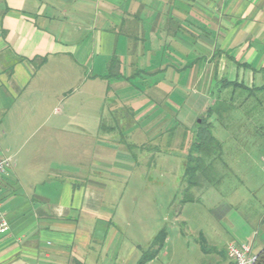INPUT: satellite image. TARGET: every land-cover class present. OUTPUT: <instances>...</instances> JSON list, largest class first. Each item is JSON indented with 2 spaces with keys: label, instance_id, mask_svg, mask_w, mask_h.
Returning <instances> with one entry per match:
<instances>
[{
  "label": "crops",
  "instance_id": "1",
  "mask_svg": "<svg viewBox=\"0 0 264 264\" xmlns=\"http://www.w3.org/2000/svg\"><path fill=\"white\" fill-rule=\"evenodd\" d=\"M184 79L203 93L186 130L217 98L239 118L247 94L214 84L264 86V0H0V264H139L103 182L133 169L114 93Z\"/></svg>",
  "mask_w": 264,
  "mask_h": 264
},
{
  "label": "rangeland",
  "instance_id": "2",
  "mask_svg": "<svg viewBox=\"0 0 264 264\" xmlns=\"http://www.w3.org/2000/svg\"><path fill=\"white\" fill-rule=\"evenodd\" d=\"M134 84H119L114 93L121 106L114 114L116 134L134 160L133 169L103 180L117 191L113 206L122 242L140 256L163 230L162 245L149 264H223L232 259L229 244L248 243L258 253L264 247V93L255 94L259 99L247 93L235 98L236 105L244 102L235 121L232 105H226L222 121L214 109L219 122L213 119L212 133L220 147L196 172L198 184L188 187L186 157L195 129L185 127L195 125L190 119L201 105L202 90L187 79L153 83L156 95ZM217 89L221 95L230 87L218 82ZM125 94L133 97L131 107L121 105Z\"/></svg>",
  "mask_w": 264,
  "mask_h": 264
},
{
  "label": "trees",
  "instance_id": "3",
  "mask_svg": "<svg viewBox=\"0 0 264 264\" xmlns=\"http://www.w3.org/2000/svg\"><path fill=\"white\" fill-rule=\"evenodd\" d=\"M222 82V86L229 88L231 87L232 92H236L239 90V92L247 93V96H255V94H262L264 93V86H261L259 88H247L243 84L238 83L236 81H220ZM257 99L258 96L256 97ZM260 101V100H257ZM216 105L213 107H210L208 110V114H213L212 112L214 109L216 110V115L219 117V119L222 121V114L226 108V104L223 103V101L219 98L215 100ZM212 122L209 121L207 118H200V122L196 124L195 132H194V139L190 142L188 146V152L186 157V168L185 172L189 175L188 179V187L189 186H195L198 183L197 177V171L200 170L203 171L206 168L205 159L207 157H210L212 155L216 154V149L220 147L219 141L216 139V137L212 133ZM192 137V138H193ZM191 196H188L185 198V200H189ZM163 230L160 231L158 235H156L155 239L153 240L152 245L149 247V249L143 253L139 264H144L147 261L153 259L163 242ZM253 264H264V247L256 254V259Z\"/></svg>",
  "mask_w": 264,
  "mask_h": 264
},
{
  "label": "built area",
  "instance_id": "4",
  "mask_svg": "<svg viewBox=\"0 0 264 264\" xmlns=\"http://www.w3.org/2000/svg\"><path fill=\"white\" fill-rule=\"evenodd\" d=\"M11 166V161L8 157L0 155V174L7 172ZM7 226L5 218L0 219V232ZM228 253L232 257V264H253L256 259V254L251 252L250 245L246 244H229L227 246Z\"/></svg>",
  "mask_w": 264,
  "mask_h": 264
}]
</instances>
